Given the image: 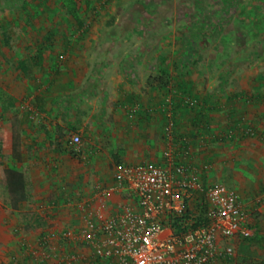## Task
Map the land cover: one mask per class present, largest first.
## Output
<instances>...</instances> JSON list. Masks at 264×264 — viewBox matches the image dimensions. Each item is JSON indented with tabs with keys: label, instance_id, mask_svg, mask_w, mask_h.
I'll return each mask as SVG.
<instances>
[{
	"label": "rangeland",
	"instance_id": "rangeland-1",
	"mask_svg": "<svg viewBox=\"0 0 264 264\" xmlns=\"http://www.w3.org/2000/svg\"><path fill=\"white\" fill-rule=\"evenodd\" d=\"M79 1L82 25L73 15L75 0H0V128L6 139L9 118L20 117L28 158L33 153L37 160L57 157L61 168L56 170L52 188L39 189L32 170L10 159L6 139L0 163L24 171L27 185L23 197L9 194L0 175V264H91L89 251L77 240L75 227L68 224L66 214L59 211L56 219L66 229L49 226L45 215L50 207L45 198L49 189L56 192L57 186H62L64 192L81 194V186L90 187L99 174L110 177L113 155L121 148L111 135L114 117L126 116L129 110L134 113L137 106L141 107V97L147 96L151 78L169 76L168 93L178 102L184 98L182 81L189 82L188 92L199 98L208 86L216 88L223 98L247 92L251 120L264 134V118L258 116L264 115V0ZM51 33L45 53L48 69L42 71L59 75L61 88L55 97L67 95L55 99L50 113L44 107H33L35 96L42 91L33 89L31 80L16 74V62L35 55L37 45ZM65 78L73 80L71 91L63 88ZM82 81L84 86L96 85L95 89L92 93L88 89L80 102L66 103L68 94L79 92L75 91L76 82ZM135 92H139L140 100L136 99L135 105L139 104L132 106L124 98L126 93ZM9 97L15 100V106L9 107ZM7 98L3 107L8 108V113L4 118L1 105ZM123 101L126 103L119 104ZM74 116L84 126V134L71 126L70 117ZM129 116L133 119L132 114ZM102 123L109 128V136H95L102 130ZM249 130L252 136L256 132ZM72 135L80 136L75 146L69 142ZM257 141H244L250 155L252 151L264 153V138ZM97 146L99 155L87 151ZM64 148L66 157L60 155ZM257 158L264 164V155ZM97 162L106 167L104 174L95 170ZM251 162H245L248 169H256V162ZM201 200L199 194L192 195L186 200L187 207L199 213L196 208ZM249 229L250 235L221 241L223 249L233 247V256L222 257L218 264H239L243 257H247L246 264L264 260V245L261 248L247 240L256 231ZM241 240L248 242L240 243Z\"/></svg>",
	"mask_w": 264,
	"mask_h": 264
},
{
	"label": "crops",
	"instance_id": "crops-1",
	"mask_svg": "<svg viewBox=\"0 0 264 264\" xmlns=\"http://www.w3.org/2000/svg\"><path fill=\"white\" fill-rule=\"evenodd\" d=\"M28 57L30 56L26 58ZM47 67L48 66H46L45 69H48ZM42 70L43 69L38 71L35 78L31 80L33 89L42 91L35 96L32 105L36 108L44 107V111L51 113L53 110L52 104L55 103V99L58 97L61 98L62 94H65L64 97H66L67 93H62L55 97V92L58 88H61L59 86L60 83H58L59 78H57L59 75H52L48 72L44 73ZM18 73L21 78L25 79L20 73V70L16 71V74ZM187 83L189 82L182 81L181 83L183 85L181 86L183 89L181 95H184L183 100L186 105L183 104V100L180 96L179 99L181 100H179V102L174 100L172 118H170L175 123L172 136H168L166 133L169 115L163 109L166 98L170 96L173 97L172 94L168 93L167 89L169 85L159 89L147 84V96L141 97V107L140 105L139 107L137 106L139 103L135 105L134 102L136 99L140 100L138 95L139 92H135L136 94L126 93L124 100L127 99V103H131L132 106H137L138 109L134 113H131L129 110V114L126 113V116L119 114L114 117L115 126L114 128H110V130L113 129L114 132L112 133L111 131V135L118 140L121 148L115 151L113 162L110 163L109 169L112 170V174L108 178L102 177V175L99 174L98 179L92 181L90 187L81 186V191H83L81 194L64 192L62 186H59L60 188L57 186V191L53 192L54 194L52 193V189H49V194L45 198V204L50 207L49 213L45 215L46 219H48L47 222H49V226L54 227V229H66L59 225V221H56L57 212L59 213V211H61L64 215L66 214L65 218L68 224L75 227L73 230H79L83 226L82 217L84 212H86V208L82 205L83 200L95 196V186L97 184L105 186L114 184L115 165L119 163L139 164L146 163V161L163 164L166 162L164 153L170 150L175 162L183 163L190 168H196L198 170V175L205 186L222 183L238 193L244 208L249 213V223L250 225L252 224L250 227L256 229L253 235L247 240L254 245H260L261 248L263 247L264 164L262 160H260L261 158L258 159L257 157L259 155H264V153H262V151L261 153H259V151H252L253 155H250L247 148H244V141L246 142L249 138H257V143L264 138V134L258 132L259 126L252 122V118L250 117L252 112L251 107L247 106V101H250L251 98L246 95L247 92H244L245 94H230L226 98H223L220 97V93H218L216 88L211 86L206 88L208 91H206L203 96L199 94L200 92H197L201 95L199 98L188 92V88L190 87H188ZM84 84V81H82V83L76 82L75 91L77 89L79 92H75V94L72 95L68 94V97L65 98V102L68 103L72 101L74 104L77 100L80 102L81 98L86 95L85 92L89 89L92 93V90H94L96 86H84ZM71 85H73V80L71 78H65L63 85L64 90H67L68 87V90L71 91ZM97 88H99V86ZM34 94L33 92L31 95ZM187 98L196 100V106L188 104L186 102ZM37 99L39 100L37 101ZM252 102H256V100ZM125 103L126 102L123 101L119 104L123 105ZM257 104L254 105L256 108L259 107ZM185 109H189V112L186 113ZM130 113L134 120L130 118ZM260 113L261 112H259V114ZM258 116L259 118H264L263 114ZM70 118L71 126L76 130L79 129L78 131L84 134V126L78 121L77 117L74 116ZM256 119L258 118L256 117ZM249 127L251 129H256V134L254 133L252 136ZM100 128L102 130H98L99 132L96 133L95 136L99 134H104V136L105 134L107 136L110 135V130L105 124L102 123ZM141 142L144 143V146ZM98 147L100 146H97V148H88L89 150L87 151L96 152L97 155H99L100 149ZM23 151V161L17 163L27 165V168L32 170V173L35 174L34 183L39 189L45 186H50L52 188L56 183L54 180L57 179L56 170L61 169L60 164L57 163L59 159L55 157L54 159L48 158L45 160V158L42 159V157H40L37 160L34 153L32 157L28 158L30 155L28 151H26L24 144ZM60 155L66 157L67 150L64 148ZM99 157L100 156H98V158ZM249 159L253 160L251 163L256 162L254 165L256 169H248L249 165L245 162L249 161ZM100 165L101 164L98 162L95 163V170L97 172L99 171L98 173L104 174L106 172V167L103 166L105 168L103 169L102 165ZM258 168L263 169V171H256ZM42 172L45 174L42 175ZM23 174L24 176L26 175L24 171ZM121 200L123 199L120 195H112L109 198L107 210L112 211L113 206L121 202ZM65 202H67V204H65ZM256 214H259V218L255 220ZM247 240H244V242H248ZM239 242L244 243L243 240ZM88 251L89 263L94 264L91 251ZM262 254H264V252ZM246 259L247 257L240 259L239 264H246L244 263ZM247 264H264V260L256 263L248 262Z\"/></svg>",
	"mask_w": 264,
	"mask_h": 264
},
{
	"label": "built area",
	"instance_id": "built-area-1",
	"mask_svg": "<svg viewBox=\"0 0 264 264\" xmlns=\"http://www.w3.org/2000/svg\"><path fill=\"white\" fill-rule=\"evenodd\" d=\"M163 105L169 115L166 133L172 136L173 98ZM69 142L77 145L80 136L72 135ZM164 156L163 164L115 165L114 184H97L95 196L83 200V226L75 236L91 251L94 264H218L233 256V247L223 249L222 240L251 234L249 213L235 190L222 183L205 186L196 168L175 162L170 150ZM115 194L123 200L108 211ZM196 194L205 208L200 225L195 215L183 217L187 198ZM176 217H181L178 226L173 225ZM42 240L45 244L47 237Z\"/></svg>",
	"mask_w": 264,
	"mask_h": 264
},
{
	"label": "trees",
	"instance_id": "trees-1",
	"mask_svg": "<svg viewBox=\"0 0 264 264\" xmlns=\"http://www.w3.org/2000/svg\"><path fill=\"white\" fill-rule=\"evenodd\" d=\"M80 4L81 3L79 0H75L74 7H73L74 9L73 15L76 18L77 22L80 25H82V22L79 21L80 19L79 9L81 8ZM52 36L53 34L51 33L50 36L41 40V42L37 45V50H36L35 55H32L31 57H28V58L23 57L19 59L18 62H16V65H17L16 69L20 70V73L24 77L32 80L35 78V75L38 71L46 68L47 56L45 53L49 47L48 45L52 39L51 38ZM169 83H170L169 76L162 75V76L149 79L147 84L160 89V88H165L167 85H169ZM25 99L26 97H24V100ZM7 100L8 98L5 99L3 101V105H1L2 117L4 118L6 117V113H8L7 112L8 108L3 107L5 106ZM9 100L11 101L8 104L9 107L16 105V102L13 98L9 97ZM38 100L39 99H37V101ZM9 128H10L9 136L6 138L8 142L7 152H9V157L11 160L15 161V163L17 162L20 163L23 161V158H24L23 157L24 156V153H23L24 152L23 151V123H22L21 118L18 116H13L12 118H9ZM6 139H5L4 130L1 127L0 128V157L3 155L4 149H5L4 145L5 143H7L5 142ZM0 175L3 178L5 188L7 189V192L9 194L22 195L23 197V194H24V191L27 185L23 172H21L15 167L10 166L8 163H0ZM196 209L200 210V212L198 213L197 210L193 211L191 208H188L187 202H186V211L183 217L189 218L195 213L196 214L195 216L196 225H200L206 219L205 208L202 207L201 204H198ZM257 218H259V214L255 215V220ZM180 219L181 217L174 218L173 225L178 226V222L180 221ZM250 226H252V224L249 225V227Z\"/></svg>",
	"mask_w": 264,
	"mask_h": 264
}]
</instances>
